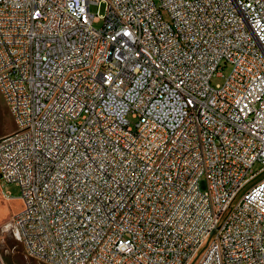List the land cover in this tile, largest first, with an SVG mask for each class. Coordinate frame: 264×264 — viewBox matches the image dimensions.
I'll return each instance as SVG.
<instances>
[{"label": "built area", "instance_id": "2783aa9c", "mask_svg": "<svg viewBox=\"0 0 264 264\" xmlns=\"http://www.w3.org/2000/svg\"><path fill=\"white\" fill-rule=\"evenodd\" d=\"M0 92L27 256L264 264V0H0Z\"/></svg>", "mask_w": 264, "mask_h": 264}, {"label": "rangeland", "instance_id": "374dc122", "mask_svg": "<svg viewBox=\"0 0 264 264\" xmlns=\"http://www.w3.org/2000/svg\"><path fill=\"white\" fill-rule=\"evenodd\" d=\"M98 10V5L91 6L92 13H97ZM100 12L104 13L103 5L100 7ZM94 25L99 28L102 26V22H96ZM230 71L231 66L228 65L222 70V73L226 76ZM223 80L224 77L216 76L213 78L212 83L215 85ZM14 130L15 123L0 92V137L9 135ZM261 166L260 163H256L254 170L257 171ZM263 176L261 175L254 182ZM5 195H8L10 199H7ZM20 196L21 188L17 183L6 182L0 177V262L1 264H45L25 254L23 245L13 228V217L22 208Z\"/></svg>", "mask_w": 264, "mask_h": 264}, {"label": "trees", "instance_id": "16d2710c", "mask_svg": "<svg viewBox=\"0 0 264 264\" xmlns=\"http://www.w3.org/2000/svg\"><path fill=\"white\" fill-rule=\"evenodd\" d=\"M8 108V107H7ZM4 114L6 115V113L4 112Z\"/></svg>", "mask_w": 264, "mask_h": 264}, {"label": "water", "instance_id": "95a60500", "mask_svg": "<svg viewBox=\"0 0 264 264\" xmlns=\"http://www.w3.org/2000/svg\"><path fill=\"white\" fill-rule=\"evenodd\" d=\"M0 264H1V262H0Z\"/></svg>", "mask_w": 264, "mask_h": 264}]
</instances>
